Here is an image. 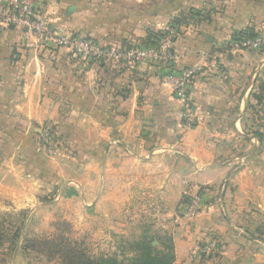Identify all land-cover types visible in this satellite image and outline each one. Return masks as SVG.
Returning <instances> with one entry per match:
<instances>
[{"label": "crops", "instance_id": "1", "mask_svg": "<svg viewBox=\"0 0 264 264\" xmlns=\"http://www.w3.org/2000/svg\"><path fill=\"white\" fill-rule=\"evenodd\" d=\"M44 14L53 29L104 45L141 44L179 21L178 66L214 71L193 80L197 123L186 129L157 68L26 47L23 29L0 28V210L37 215L47 183L67 171L80 183L84 171L92 194L100 183L95 205L122 202L137 206L133 219L160 221L174 264H196L192 253L212 240L220 252L201 264H264V49L228 48L236 33L264 36V0H49ZM44 123L65 152L39 148ZM198 190L201 214L175 224L183 195Z\"/></svg>", "mask_w": 264, "mask_h": 264}, {"label": "built area", "instance_id": "2", "mask_svg": "<svg viewBox=\"0 0 264 264\" xmlns=\"http://www.w3.org/2000/svg\"><path fill=\"white\" fill-rule=\"evenodd\" d=\"M49 0H0V28L16 27L24 30V38L32 39V44L26 47L40 48L52 45L65 48L73 56L83 61L100 64L114 63L128 69L138 65L157 68L162 72V79L168 83L172 96L181 105V121L186 129L197 123V109L190 99V88L193 80L200 76L212 74L214 67L194 65L180 68L174 52V43L180 34V27L173 23L165 26L156 37L147 43L128 45H104L99 41L70 35L64 29H53L50 18L44 14V8ZM230 52L239 50L264 49V36H233L228 43ZM39 148L47 155H53L62 142L54 127L45 123L38 133ZM179 205V214L175 221L196 219L202 212L201 193L185 194ZM221 249V243L216 240L203 244L194 257H216Z\"/></svg>", "mask_w": 264, "mask_h": 264}, {"label": "rangeland", "instance_id": "3", "mask_svg": "<svg viewBox=\"0 0 264 264\" xmlns=\"http://www.w3.org/2000/svg\"><path fill=\"white\" fill-rule=\"evenodd\" d=\"M43 125L38 127V133ZM61 142L64 144L63 140ZM61 148L62 144L56 152H65ZM44 154L47 155L45 151ZM66 174L61 183H47V190L41 200L43 209L37 215H31L33 208L20 211L0 210V234L3 236L0 244V264H14L16 260L27 264H60L57 259H48L26 248L27 240H51L60 233L70 242L80 244L91 257L121 253L127 255L128 245L144 234L151 237L168 236L162 233L163 229L157 219H133L137 206L131 205L126 211H122V202L116 201L106 209L101 204L95 205L91 198L97 195L94 201L100 199V183L99 192L92 194L91 183H86L84 171L79 178L80 183H67L69 172ZM178 209L175 215L179 214ZM174 223L179 224L176 221ZM153 244L157 246L156 242ZM197 250L191 256L196 264L211 261L209 259L213 258L194 257Z\"/></svg>", "mask_w": 264, "mask_h": 264}, {"label": "trees", "instance_id": "4", "mask_svg": "<svg viewBox=\"0 0 264 264\" xmlns=\"http://www.w3.org/2000/svg\"><path fill=\"white\" fill-rule=\"evenodd\" d=\"M178 22L174 21L175 24H179ZM157 33L148 35L144 43L151 42ZM242 35L253 36L254 33L244 31L234 36ZM59 137L61 138V135ZM2 241L3 236L0 234V244ZM154 242L157 246L153 244ZM26 244L29 251L46 256L51 260L57 259L60 264H174L175 262L173 242L171 237L166 235L151 237L144 234L128 245L127 255L121 253V255L99 257L89 256L80 244L70 242L61 233L51 240H27Z\"/></svg>", "mask_w": 264, "mask_h": 264}]
</instances>
